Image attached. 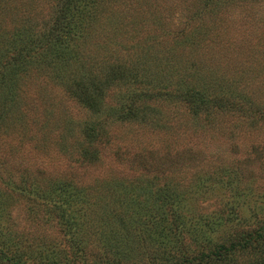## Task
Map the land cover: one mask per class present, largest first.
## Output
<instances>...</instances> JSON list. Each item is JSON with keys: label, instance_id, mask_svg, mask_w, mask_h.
<instances>
[{"label": "rangeland", "instance_id": "1", "mask_svg": "<svg viewBox=\"0 0 264 264\" xmlns=\"http://www.w3.org/2000/svg\"><path fill=\"white\" fill-rule=\"evenodd\" d=\"M77 1L70 13L83 23L56 46L52 66L32 67L10 95L0 89V99H12L0 120V176L73 182L86 193L85 231L121 234L136 264L155 262L163 249L213 246L225 233L263 223L264 0H98L86 8L89 19L80 15L88 0ZM56 15L57 0H0V34L14 25L47 30ZM74 81L99 87V110L78 101ZM194 86L212 100L223 97V108L193 113L184 94ZM86 123L100 130L90 143ZM88 143L97 157L84 161ZM153 177L176 184L185 219H224L231 209L234 219L203 241L193 235L203 219L161 241L162 228L178 229L170 217L159 224L153 217L169 214L147 194V184L158 186ZM9 204L20 247L59 242L55 221L42 220L46 210Z\"/></svg>", "mask_w": 264, "mask_h": 264}, {"label": "trees", "instance_id": "2", "mask_svg": "<svg viewBox=\"0 0 264 264\" xmlns=\"http://www.w3.org/2000/svg\"><path fill=\"white\" fill-rule=\"evenodd\" d=\"M97 1L90 0L89 2L88 0V2H83L86 5L81 6L86 11L88 6L93 7ZM76 4L78 5L77 0H57V15L52 21L53 24L48 25L47 30L33 32L27 30L25 26L19 29L14 25L12 29L4 30L0 34V42L4 44L0 48V89L10 95L18 80H24L32 67L39 69L44 65L52 66L53 61L50 58L58 57L57 47L73 39L74 30L78 29L79 23H83L79 21L80 16L75 18L76 14L71 15L70 13V6ZM88 9L85 13L80 11V15L85 14V18L89 19L91 12ZM59 69L61 68L55 65L51 73L57 76L61 73ZM80 83V81L75 82L77 91H74L73 95L77 96L78 101L90 111L99 110V87L96 85L92 87L93 84L89 87H80ZM8 98L0 99L1 121H4L5 114L12 110L6 107V101L12 100ZM213 100L208 98L206 90L196 86L184 94V101L195 114L204 108L207 111L214 107L223 108V97L216 95ZM97 126L98 124L95 123H86L82 129L84 137L90 140L89 143L94 137H100L99 126L98 128ZM89 143L81 149L84 161L97 157L95 148ZM153 179L157 181V184H154L158 186L154 188L147 180L151 183L145 186L151 189L147 194L149 198L155 196L169 211L167 218H164L165 215L153 217H157L158 224L168 222L167 219L170 217L171 223L178 229L167 232L162 228L157 232L161 241L167 236L178 235L179 229L185 227L190 221L195 224L194 220L198 219H203L204 228L193 235H195V242L203 241V238H208L219 228L223 229L226 221L235 217L231 209L224 219L207 216L187 220L179 210V204L184 198L177 197L180 193L176 184L167 177H153ZM0 184V264H31L33 261L37 264H136L132 261L131 250H127L128 246H125V249L124 242L120 241L121 234L118 233L119 240H115L117 236L110 238V235L100 236L97 232L98 236L95 237V230L85 231L89 225L82 221L86 216L82 207L86 193L83 189L76 187L73 182L65 179L53 182L48 179L47 182H40L36 176L27 177L26 175L14 180L11 175H6L0 176ZM11 202H15V205L22 204L19 206H22L26 213L35 208L46 210L47 216L42 217V220L55 221L57 231L61 236L59 242H51L50 248L41 245L20 247V239L14 236L15 232L9 229L7 222L9 208L12 209L9 204ZM222 211L225 210H220V213L216 212L214 215H220ZM139 229L141 228H137ZM142 229L145 232L149 231L146 228ZM225 236L223 241L213 246H199L200 248L196 246L194 249L182 246L169 251L163 249L157 260L150 264H264V222L256 228L237 231L229 236L225 233ZM148 237L151 235L149 234Z\"/></svg>", "mask_w": 264, "mask_h": 264}]
</instances>
